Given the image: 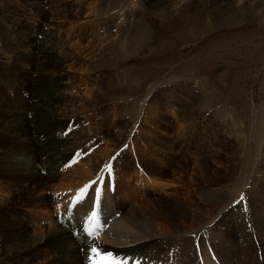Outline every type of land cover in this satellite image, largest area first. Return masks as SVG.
Instances as JSON below:
<instances>
[{
  "label": "rangeland",
  "instance_id": "1",
  "mask_svg": "<svg viewBox=\"0 0 264 264\" xmlns=\"http://www.w3.org/2000/svg\"><path fill=\"white\" fill-rule=\"evenodd\" d=\"M263 13L264 0H0V264H84L91 246H84L81 253L73 237L57 233V223L67 224L60 216H82L78 231L88 234L92 223L98 228L112 219L118 205L123 210L116 213L117 221L130 210L136 218L142 212L157 215L158 197L178 191L180 205L191 214L179 221L180 229L188 233L172 235L176 223L172 220L168 225L162 219L169 230L163 246L147 242L116 251L100 244L97 249L128 259L129 264L135 260L178 264L180 245L223 215L226 218L234 206L243 203L244 213L251 216L246 193L255 176L261 175L256 167L264 153ZM138 21L149 31L148 41L144 39L123 60L115 52L108 55L106 46L124 31L127 38ZM55 46L60 47L58 54L50 51ZM205 79L212 85L207 90L210 96H200V105H191L189 99L179 103L178 97H187L190 87L197 89L196 83ZM61 81L68 86L60 89ZM110 82L113 95L101 92ZM197 108L205 110L203 115L187 118L200 111ZM150 116L149 125L162 131L161 139L175 142L174 152L159 145L154 135L142 136L138 131ZM180 122L190 131L176 140L173 134ZM121 127L128 137L111 149L112 160H103L97 172H91L87 157L111 142ZM74 133H82L86 141L95 139L89 154L76 158L75 153H65V140ZM209 140L217 144L207 152L201 144ZM221 142L226 145L223 153ZM195 153L210 160L208 168L196 170L197 183L190 189V168L180 171L177 165L187 163ZM240 156H250V161L243 185L235 192L236 174L227 175L230 168L240 166ZM198 158L197 166L202 168L204 162ZM208 181H216L226 191L211 215L212 205L198 199ZM123 201H127L124 206ZM164 210L161 214L168 218L170 213H164L168 207ZM150 219L154 226L160 222ZM139 222L141 230L149 224L143 216ZM253 236L250 260L263 264L262 243ZM200 261L193 258V263Z\"/></svg>",
  "mask_w": 264,
  "mask_h": 264
},
{
  "label": "bare ground",
  "instance_id": "2",
  "mask_svg": "<svg viewBox=\"0 0 264 264\" xmlns=\"http://www.w3.org/2000/svg\"><path fill=\"white\" fill-rule=\"evenodd\" d=\"M234 1L236 3H241L243 0H234ZM253 1H255V0H253ZM262 19L264 20V15H263ZM147 32H149V31H147L146 26L143 27V23L140 21L139 23L136 24L135 28L133 30H131L127 34V38H129V39L124 37L125 36V31H124V34H121L119 36L116 35L117 37L115 36L116 38L114 39L115 42L113 43V41H112V42L109 43L110 45L106 46V48L108 49V55H109V53H112V52L114 53L115 52L117 58L120 59V60H123L125 55L127 56L128 54L135 52L147 40V39H145V35L148 34ZM44 35H46V36H43V37L49 39V36H50L49 34L48 35L44 34ZM118 39L120 40L119 42H118ZM125 39H127V40L125 41ZM144 39H145V41H144ZM49 45H50V43H48L47 46H49ZM50 51L55 53V54H58L60 52V47H56L55 46V47L51 48ZM60 76H61L60 78L63 79L65 75L64 74H60ZM111 83L112 82L109 83V85H108L109 87L104 88V90H102V91L100 90V91L101 92H103V91L104 92H106V91L107 92H112L109 95H113V92H115V87ZM61 84H62V86L60 87V89L62 87H67L68 86L67 81H61ZM196 85L198 86L197 89H193L192 87H190V90H188L189 94H188L187 97H185V98L178 97L177 98V99H179L178 101H179L180 104H186L184 100L185 99H189V103H191V105L192 104L193 105H200V102H201L200 96L203 97V98H206V97L210 96V94L207 92V90L211 89L212 85H211V83L210 84L208 83L207 79L201 80L200 83H196ZM184 86H186V85H184ZM96 98L97 97H94V100H96ZM175 104L176 103L174 102L171 105V107L172 108L175 107L174 106ZM198 109H200V111L190 113L187 118H191V117L193 118V116H195V115H203L205 110L202 109V108H197L196 110H198ZM170 112H173V111H170ZM119 115H120V113H119ZM49 116L51 118H55L56 117L57 119H61L62 118V115H60L58 117H57V115L56 116L49 115ZM115 118H116V115H114V116L112 115L111 121H114ZM137 118H140V115ZM146 118H147V120H143L142 121L143 123H141V127L138 129V131L142 133V136H144L146 134L154 135L156 140L158 141L159 145L168 147L171 152L172 151L174 152V149H173L174 147H172V146H175V144H174L175 142H171L170 143L168 140H165L163 138L161 139V137L163 136L162 131H158L156 126L155 127L154 126L151 127V125H149L151 116L150 117H146ZM117 120H118V118H117ZM182 120H185V119H182ZM191 120H193V119H191ZM177 126H178V128L176 130H178V132L176 134H173L175 136L176 140H178L181 137H183V134L186 131H190V130H188V128H187L188 125L186 123L185 124L181 123L179 125L177 124ZM120 130H121V132L118 135H115V136H113V138H111V142L108 141V142L105 143V147H102V145H101L102 148H100L99 151L96 150V151H94L92 154H90L87 157L88 159H87L86 163L90 166L91 172L92 171H96V168H97L96 166L98 164H100V162H102L103 160H105V159H106L105 161L112 160L113 157H111V156H112L113 153L109 154L111 149H115V147L120 144V141L123 142V141L126 140V137H128V135H126L127 131L124 130V127H121ZM213 132H215L219 136V134H218V132L216 130H214ZM82 135H83L82 133H74V134L70 135L69 137H67V139L65 140L66 141L65 144H68V147L67 146H66V148L64 147L65 150L67 151L65 153H67V154L75 153L74 157H76L78 154H86V153H88L87 150H89V149H91L92 147L95 146V141H93L95 139L92 138V139H90V141H86L85 137H83L84 135L83 136ZM125 135H126V137H125ZM261 141H262V139H261ZM216 142H218V141H216ZM222 142L219 144L220 145L219 151L221 153H223V151L226 149V145H222ZM238 143H240V142H238ZM216 144L217 143L211 142V140H209V141L205 142L204 144H201V148L204 149L205 151L209 152L208 148L214 147V146H216ZM197 148H198V146L195 147V149H197ZM171 149H173V150H171ZM246 152L247 151H245V153ZM248 154H250V152ZM259 155L261 156V160L258 163V166L256 167V174L258 172H260L261 175H256L255 178L253 179V181L251 183L252 184V188L250 190H248L247 193H246L248 195V198L246 199V201H248V203H247V205H246V203H244L246 206H248V207H250V209H252L253 212L251 211V213H252L251 216L250 215L246 216V213H244L243 203H241L242 205L241 204H239V205L237 204L238 206H234L233 207L234 211L232 213L225 214V215H227L226 218H224L223 217L224 215H223L220 218V220L216 221L213 225H210L208 227H203V229L201 228V230L197 234H192L193 235L192 237L189 236V238H192V240H187L186 239V241L182 245H180V249H179L178 253H180V250H182L183 253H182V255H180L178 257V259H179L178 264H182V263L183 264H192L194 257H199V259H201V261H200L201 264H252V262L250 260V256H251L250 253H252L255 250V246H254L255 245L254 244L255 240H254L253 234H255V238L257 240H260L261 241L260 243H262L261 244L262 246L260 245V249L263 248V250H261V251H262V257H263L262 263L264 264V252H263L264 251V177H262V175H263L262 171L264 170V153H260ZM249 157L250 156H240V158L237 159V164L240 165V166L237 169L235 167L233 169L230 168L228 170L227 177L228 176L232 177V176H234V174H236V176L234 177V181L237 183V185L234 188L235 192L238 190V187L243 185V182H244V179H245V175L244 174H246V168L248 166ZM189 158L190 159L187 161V163H185V164H183L181 166L177 165V169H179L180 171H184V169H185L184 167L185 166H188L190 168L191 173L189 174V186H190V189H194V187L196 186V183H197V180H196V177H195L196 170L198 172V171L203 170V168H208V159L209 158L208 159H206V158L200 159V158H198L196 153L192 154L191 157H189ZM197 158L200 159V160H203L204 166H201L202 168H200V166H197V161H198ZM118 161H114V164H116ZM107 163H106V165H107ZM171 163L172 164L169 165L170 167L173 165L174 161H172ZM80 164L81 163H79V165ZM102 164H104V162ZM76 166H78V165H76ZM86 167H88V166H86ZM74 168H76V167L74 166ZM100 168H101V166H100ZM125 170L126 169H123V171H125ZM80 173L81 172H78V174H80ZM89 175L90 174H88L87 177H84V178L82 177L83 178L82 180L84 181L87 178H89L88 177ZM214 177H215V175H214ZM179 178L181 179L182 177L179 176ZM206 180H208V179H206ZM181 181H182V179H181ZM215 183H216V181H215ZM215 183H213V182L211 183L210 181H208L207 182V186L208 187L204 186V188H202L203 190H200V192L198 191V188H195V190L199 192V195H198L199 198L198 197L197 198L200 201L205 202V204L206 203H210L212 205V207H210V209L208 208L209 209V213L212 210H218L219 209L220 203L224 200V197L226 195V193H225L226 191H224L221 188H219L218 187L219 184L217 185ZM69 189H70V187H69ZM71 189H72V191L74 190L73 186H71ZM194 191H192V192L194 193ZM68 194H72V193H68ZM180 194H181V192L179 193V191H178V192H174V193L170 194L169 196H159L158 199L155 198V199H157V202L159 203V207H160V210H157L158 211L157 215H155L156 211L155 212L153 211L152 213H144V212H142L136 218L133 215L134 211L130 210V211L126 212V214L124 213L125 215L122 216L123 218H121V220L119 219L117 221L116 219H117L118 215L116 213H118L120 215L119 210H123V208L121 207L122 205L121 206L118 205V206L114 207V210H112V212L110 214V217L112 219L106 220V222H104V225H100L98 228H96V222L92 223L91 232H89L88 234H87V232H79L78 231V227L81 224L80 223V219H82V216H81V218L78 217V218L71 219L70 216H68L67 214H64V215H62L60 217H61V219H64V221L67 222V224L64 223L61 220L60 224L57 223L56 227L54 229H55V231L57 233L61 232L62 234H64V236L66 235L68 237H73L72 239H74V241H75V244H76V247H77L76 249H79L81 251V253L85 252V249L83 251V248H84V246H87V245H88V248H90L89 246L92 247V246H95V245H96V248H97V245H100V244L101 245H107L109 247H112L116 251H118V249L122 250L123 248L126 249V248H130V247L132 249H134V248H137L138 246H141L142 244L147 243V242H149V246H153L154 244H158L160 246H163V244L165 242L164 239H166V234L169 233V232H167L169 230H165L166 227L162 224V219H166L168 221L167 222L168 225H170V223H171L169 221H172V220L176 223L175 226H173V227L171 226V231L170 232L172 233V235H175L174 231L182 233V234L183 233H188V231L181 230L180 229V225H179L180 219L186 218V216H189V214H190L189 212H188L189 214L186 212L187 211L186 208H183L180 205V199H179L180 198L179 197ZM182 196H183V194H182ZM52 198H54V197H52ZM54 199H56V198H54ZM185 200H187V199H185ZM186 202H188V200ZM126 203H127V201H123L122 202L123 206ZM200 204H201V202H200ZM46 207H47V205H46ZM87 207H89V206H87ZM164 207H168V209H169L168 210L169 212H164V213H170V216H168V218H164V217H167V216L161 214L163 211H167V210H164ZM86 208H84V209H86ZM191 209H193V208H191ZM89 212H90V209H89ZM190 212H191V210H190ZM209 215H211V213ZM140 216H143L145 221H147L149 223L148 225H143V226L146 227V229H144V230H141L142 226L140 225V222H139ZM190 216H191V214H190ZM89 217H90V213L88 214V219H89ZM131 218H132V220H131ZM150 218H152L153 220L154 219H159L160 222H158L154 226V224L152 223ZM136 220L138 221V223L136 222ZM116 221L119 222V223H117L115 226H112L114 223H116ZM108 222L111 225V226L109 225L110 227H106V223H108ZM145 223L146 222H144V224ZM247 223H251L250 225L253 227L252 229H254V231L250 228V226L248 227ZM172 224H173V222H172ZM149 225H153V227H150ZM112 227H113L114 230L116 229L115 233L110 230ZM114 227H116V228H114ZM102 230H104V231H102ZM62 234H61V236H62ZM53 236H54V233H53ZM249 237H251V239ZM173 241H174V239H173ZM167 243H169V241H167ZM100 249L101 248H99V250ZM166 250H168V249H166ZM87 253H85V254H87ZM85 256L86 255H84V257ZM117 256H122V255L120 254V255H117ZM183 259H184V261H183ZM84 264H87V260L84 262ZM161 264H171V263L162 262ZM193 264H197V263H193Z\"/></svg>",
  "mask_w": 264,
  "mask_h": 264
},
{
  "label": "snow or ice",
  "instance_id": "3",
  "mask_svg": "<svg viewBox=\"0 0 264 264\" xmlns=\"http://www.w3.org/2000/svg\"><path fill=\"white\" fill-rule=\"evenodd\" d=\"M87 264H129V260L114 257L111 253H101L96 247H91L87 256ZM133 264L137 262L134 261Z\"/></svg>",
  "mask_w": 264,
  "mask_h": 264
}]
</instances>
